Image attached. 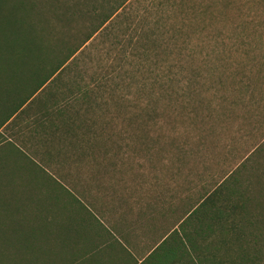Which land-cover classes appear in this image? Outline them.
I'll list each match as a JSON object with an SVG mask.
<instances>
[{"label":"rangeland","instance_id":"rangeland-1","mask_svg":"<svg viewBox=\"0 0 264 264\" xmlns=\"http://www.w3.org/2000/svg\"><path fill=\"white\" fill-rule=\"evenodd\" d=\"M45 104V126L31 125L24 105L0 141L41 163L79 203L53 197L46 174L0 183V202L26 207L27 218L42 221L41 207H152L162 230L206 193L233 197L222 185L264 141V0H130L35 94L32 105Z\"/></svg>","mask_w":264,"mask_h":264},{"label":"trees","instance_id":"trees-1","mask_svg":"<svg viewBox=\"0 0 264 264\" xmlns=\"http://www.w3.org/2000/svg\"><path fill=\"white\" fill-rule=\"evenodd\" d=\"M129 1L0 0V136L1 129L24 105H27L30 124L45 126L44 117L50 114V109L58 110L59 106L54 101L50 109L45 104L42 107L48 109L39 111L32 105L35 94L56 82L62 70L78 61L99 35L118 23ZM46 126L52 133L60 127L54 121ZM10 142L0 141L1 184L18 182L27 172L46 174L47 181L55 185L53 197L64 193L62 199L71 197V200L63 199L64 205L72 201L79 203L58 179L43 172L41 163ZM255 162H259V166L254 167ZM230 175L233 176L231 184L222 186L234 196H226L223 190L208 193L202 207H193L180 229L170 235L174 243L166 245L165 239L157 251L183 255L181 264H264V141L238 163ZM2 199L0 264H24L25 260L27 264H57L62 250L68 252L70 236L59 231L55 207H41L45 216L44 221H40V218H27L26 207H7L10 198ZM70 208L61 207L62 210ZM27 221L31 223L33 235L30 240ZM40 232L43 233L42 243ZM51 246L56 247V253H51Z\"/></svg>","mask_w":264,"mask_h":264},{"label":"crops","instance_id":"crops-1","mask_svg":"<svg viewBox=\"0 0 264 264\" xmlns=\"http://www.w3.org/2000/svg\"><path fill=\"white\" fill-rule=\"evenodd\" d=\"M207 195L201 196L192 208L202 207ZM119 199L117 197L115 202L119 203ZM78 206L55 212L54 217L58 220L57 214H62L61 224L65 228V234H62L70 236L68 252L62 250L57 264H181L180 260L184 261L183 255L157 251V247L165 243V239L166 245L174 243L170 235L180 229L192 208L178 217L170 215L171 223L161 230L160 225L154 224L158 221V212L152 207L147 210L145 207H91L90 203L87 207ZM157 227L159 230H155ZM30 230L31 223L27 221L29 240L33 236ZM151 231L154 236L149 241L141 239L144 235L147 238ZM39 237L42 243V232Z\"/></svg>","mask_w":264,"mask_h":264}]
</instances>
